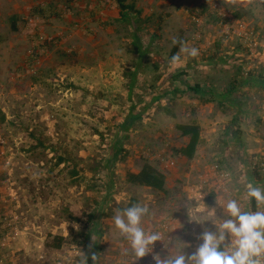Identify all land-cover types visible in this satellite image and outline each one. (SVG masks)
I'll use <instances>...</instances> for the list:
<instances>
[{
    "label": "rangeland",
    "instance_id": "obj_1",
    "mask_svg": "<svg viewBox=\"0 0 264 264\" xmlns=\"http://www.w3.org/2000/svg\"><path fill=\"white\" fill-rule=\"evenodd\" d=\"M127 3L139 11L135 25L121 20L116 0H0V264H79L84 253L89 264L92 253L99 264H155V254L169 252L157 242L134 262L116 209L147 204L146 230L179 222L169 247L177 240L186 254L216 231L190 216L227 218L217 197L256 210L245 185L264 188V0ZM134 29L150 49L142 61ZM174 40L199 55L180 53L173 66ZM245 71L241 84L256 79L258 89L242 95L238 118L186 85L214 78L223 90ZM191 122L201 140L188 158L178 150L189 137L177 125ZM145 162L165 174L164 192L128 182ZM56 236L66 237L59 249Z\"/></svg>",
    "mask_w": 264,
    "mask_h": 264
},
{
    "label": "clouds",
    "instance_id": "obj_2",
    "mask_svg": "<svg viewBox=\"0 0 264 264\" xmlns=\"http://www.w3.org/2000/svg\"><path fill=\"white\" fill-rule=\"evenodd\" d=\"M173 43L180 44L179 52L171 57L170 63L173 66L181 63L180 53H186L193 58L199 55V49L188 47L186 41L174 40ZM245 188L246 197L256 202L255 211L243 210L236 199L222 203L217 197L216 203L226 212L227 218H223V215L218 217L215 208H211L208 215L217 216L222 222H201L193 220L190 216L191 221L200 224L211 221L216 229L204 231L199 237L202 243L191 254H186L183 251L185 247L178 246L177 240L175 246L170 248L169 245L173 242L169 235L166 239L162 231L145 229L144 218L152 215L147 204L136 203L124 209H116L113 216L114 225L128 241L135 257L134 262L153 253L156 242L161 241L169 254L165 258L155 254V264H264V210H261L264 205V188L251 182L247 183ZM91 260L93 264H99V256L95 253L91 254ZM79 264H89V256L84 253L79 259Z\"/></svg>",
    "mask_w": 264,
    "mask_h": 264
},
{
    "label": "trees",
    "instance_id": "obj_3",
    "mask_svg": "<svg viewBox=\"0 0 264 264\" xmlns=\"http://www.w3.org/2000/svg\"><path fill=\"white\" fill-rule=\"evenodd\" d=\"M116 2L118 3L119 8H120L121 20L123 22H127L128 24L135 25L136 19L132 18V12H135V13L139 12V11H135V6L127 3V0H116ZM177 49H178V46L176 45V47L173 49L172 56L176 54ZM133 51L138 54L140 61L146 58L148 54L150 53L149 47L145 46L142 43L141 38L138 32L136 31V29H134L133 31ZM154 62L156 66H159V64L162 63L160 58H155ZM138 67H139V64L136 65L134 71L132 72L133 79L130 84V89H132L136 83V74L138 72ZM242 68H243V65H242ZM249 73L250 72H248V75L243 73L242 77L243 76L248 77ZM186 85H187V88H190L191 90H195L197 93L200 94V98L202 99V100L200 99L201 101H205V102L212 101V100H219V102L224 101V98H220L217 96L214 97L217 93L215 94L214 92L206 91L205 87L200 85V83H197L194 86L188 83ZM220 95L223 96L224 92H222ZM229 95H231V91ZM204 97H207V98H204ZM125 123H126V128H127L129 125V118L125 120ZM177 128L178 130L181 131V134L183 136L189 137V142L187 143L186 146L178 150L179 153L188 158L194 157L197 147L201 140V126L197 122H191V123H180L177 125ZM118 151L119 150L116 147H114L112 153L114 155H117L119 153ZM60 156L59 158H61ZM126 177H127L128 182L135 184V185L146 186L148 188H151L152 190L164 192L167 188L165 174L151 162H145L142 168L140 169V171L138 172H131V171L128 172ZM82 234L83 236L85 235L84 231H82ZM65 240H66V237L56 236L55 241L53 242L52 246L56 249H59L63 246V244L65 243Z\"/></svg>",
    "mask_w": 264,
    "mask_h": 264
},
{
    "label": "crops",
    "instance_id": "obj_4",
    "mask_svg": "<svg viewBox=\"0 0 264 264\" xmlns=\"http://www.w3.org/2000/svg\"><path fill=\"white\" fill-rule=\"evenodd\" d=\"M236 80H239V83H236ZM243 80H245L244 77L233 76L232 78L229 79L230 82L227 81L225 83L223 90L221 87L218 88L219 83L216 82L214 78L213 79L208 78L207 83L206 84L201 83V85L205 87L206 91L214 92L215 94L216 93L219 94V95L216 94L214 97L217 96L220 98H224L223 104L225 103L226 106L229 108V109L224 111L223 115L225 118H229L230 116L231 117L235 116L238 118V115H236V114L242 113L244 111L242 103H239V100H240V98H242V95H244V96H245V94L246 95H254V93L258 89V87H256V88L254 87L257 84V81L255 79H253V82L249 85H247V84L242 85L241 83H243ZM234 86H235V88H234ZM230 91H231V95H229ZM222 92H224L223 96L220 95ZM211 105H213V104H211ZM239 117L241 118L240 115H239ZM237 129H238V127H237ZM235 140L241 142L239 136H236ZM229 194H230V192H229ZM177 228H180L179 222H178ZM175 232H177V230ZM170 234H172V232H170Z\"/></svg>",
    "mask_w": 264,
    "mask_h": 264
},
{
    "label": "built area",
    "instance_id": "obj_5",
    "mask_svg": "<svg viewBox=\"0 0 264 264\" xmlns=\"http://www.w3.org/2000/svg\"><path fill=\"white\" fill-rule=\"evenodd\" d=\"M256 44L257 43H255L254 46H256ZM245 74L248 75V71H245ZM173 165H174V162L171 160H167L165 162V166H173ZM177 226H178V224H176L173 221H169V220L164 221V224L162 226L161 231L164 233L166 239H167V233L170 234L171 231H172V233H174L177 230ZM158 245L161 246L162 248H164V246H163L164 242L158 241Z\"/></svg>",
    "mask_w": 264,
    "mask_h": 264
}]
</instances>
